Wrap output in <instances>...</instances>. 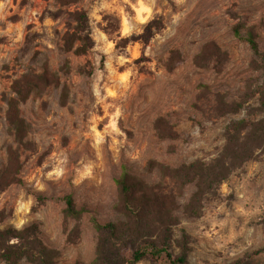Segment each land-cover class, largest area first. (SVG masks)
Listing matches in <instances>:
<instances>
[{
  "label": "rangeland",
  "instance_id": "obj_1",
  "mask_svg": "<svg viewBox=\"0 0 264 264\" xmlns=\"http://www.w3.org/2000/svg\"><path fill=\"white\" fill-rule=\"evenodd\" d=\"M77 5L92 37L82 55L64 50L56 0H0V228L36 222L58 264H90L94 218L125 220L127 171L137 198L139 183L161 197L146 223L170 217L172 250L187 247L189 264H233L262 247L264 71L234 27L252 28L264 51V0ZM44 67L49 83L17 104L18 132L14 81ZM69 194L79 217L65 213Z\"/></svg>",
  "mask_w": 264,
  "mask_h": 264
},
{
  "label": "trees",
  "instance_id": "obj_2",
  "mask_svg": "<svg viewBox=\"0 0 264 264\" xmlns=\"http://www.w3.org/2000/svg\"><path fill=\"white\" fill-rule=\"evenodd\" d=\"M59 4L53 17L65 15L66 30L62 35L65 51H73L77 55L86 54L92 46V37L88 16L83 8L78 7L80 0H56ZM77 5L73 10L70 6ZM235 35L246 40L254 55L260 60L264 71V51L259 45L257 33L248 28L245 33L240 29V23L234 27ZM121 38L117 42H124ZM42 73H36L30 69L20 78L14 81L13 90L17 97L10 98L8 118L19 132L22 128V119L19 117L18 102L25 100L28 95L42 85L49 83L48 69L43 68ZM264 105V91L262 93ZM23 129V128H22ZM121 205L120 211L124 213L125 220L101 221L94 218V225L99 232L96 257L90 264H124L134 263L144 257H150L155 264H189L188 250L183 247L182 251L175 254L172 250L171 238L166 231L170 226L167 219L159 220V225L146 223V213L153 206L161 207L165 203L160 196L152 192V189L144 184H138V198L129 181L127 171L117 180ZM65 213L68 216L79 217L85 208H77L73 197L69 194L65 197ZM165 214H169L166 211ZM128 252L126 256L124 252ZM52 250L43 242L40 236L39 225L36 222L25 224L21 228L7 225L0 228V260L7 264H18L26 259L33 264H58L51 255ZM261 255L264 258V245L259 249L247 253L233 264H242L248 258Z\"/></svg>",
  "mask_w": 264,
  "mask_h": 264
},
{
  "label": "crops",
  "instance_id": "obj_3",
  "mask_svg": "<svg viewBox=\"0 0 264 264\" xmlns=\"http://www.w3.org/2000/svg\"><path fill=\"white\" fill-rule=\"evenodd\" d=\"M250 258H254L256 261L254 262H248ZM248 258L244 263L242 264H264V258L261 255H256Z\"/></svg>",
  "mask_w": 264,
  "mask_h": 264
}]
</instances>
